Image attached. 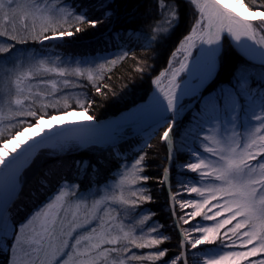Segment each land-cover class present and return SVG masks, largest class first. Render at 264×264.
Returning a JSON list of instances; mask_svg holds the SVG:
<instances>
[{"label": "snow or ice", "instance_id": "obj_1", "mask_svg": "<svg viewBox=\"0 0 264 264\" xmlns=\"http://www.w3.org/2000/svg\"><path fill=\"white\" fill-rule=\"evenodd\" d=\"M235 2L243 12L231 8L229 0H190L191 5L199 10V19L192 25L189 34L180 41L184 57L180 67L173 70L168 85L161 87V76L165 74L161 73L151 81L156 86V91L149 101L129 110L126 115L101 122L88 114L96 103L94 99L77 101L80 111H68L67 100L61 114L49 115L47 111L41 114L34 109L37 98L49 99L57 93L56 82L43 78L39 80L40 85L51 84L53 92L47 95H33L31 92L24 95L21 84L26 80L36 79L41 72L63 76L65 69L46 67V63H50L46 57L38 58L32 49H17L16 44L28 45L32 42L44 51L53 42H63L64 38L87 30L76 27L74 31H70L68 28L72 25L65 28L60 24L61 18L67 24L74 17L76 22L86 24L88 28L109 24L116 16L113 0H94L91 4L58 0L54 5L48 3V0H7V3L0 0V13L6 23L17 14H22L21 19L25 21L29 16L33 18L31 27L25 23L16 34L0 30V80L7 78L12 86L9 89L11 98L7 101L9 114L7 117L0 116V120L7 119L9 125H12L10 134L15 132L11 139L5 138L0 145V254L4 256L3 264H20L18 246L20 249H28L25 251V264H38L41 252H45L49 264H109V261L110 264H134L143 260L157 264H186L184 257L189 244L196 249L198 245L214 243L220 230L228 225L232 226L227 228L224 239L241 250L225 249L223 255L206 259L203 264H264V135L260 134L264 132V11H261L264 9V0H251L255 10L246 5L244 0ZM90 10L99 15L90 16ZM36 21H39V30ZM54 24L59 26L54 27ZM12 31L16 32L15 29ZM225 33L245 56L258 61L259 74L237 69L227 85L209 90L218 70L221 36ZM116 35L120 33L117 32ZM6 36L8 40H2ZM193 49L196 50L195 53ZM25 51L30 53L27 57L24 56ZM123 58L120 57L121 60ZM57 59L61 58L58 56ZM81 62H87L86 58H82ZM26 63L28 70L24 71ZM100 67L103 68V65ZM137 71L143 75V69ZM182 72L187 73V78L177 82ZM79 74L77 69V75ZM92 79L89 76V80ZM253 79L256 81L255 86L251 83ZM64 83L67 85L68 81L65 80ZM13 87L15 95H12ZM94 87L97 95L106 97L107 93L102 88H108L107 83L96 84ZM185 99L189 101L187 104L184 103ZM58 103L57 100L56 103L44 104L42 107L45 110L57 109ZM187 113H191V117L184 128L178 131L179 122ZM241 114L244 116V123L257 126L249 129L247 136L241 135L237 142L228 133L229 126L233 130L243 127ZM70 117L77 119H67ZM29 118L35 122L32 123ZM145 124L152 128L148 139L163 127L160 140L167 143L170 160L175 158L177 152L185 150L195 160L178 165L181 171L177 182L183 186L187 183L183 179L187 172L198 174L199 183L204 186L189 187L187 192L198 193L203 199L180 200V209H195L187 213L189 218L204 215L206 220H214L220 217L218 223L212 227L193 229L194 232L201 233L199 238H193L187 230H181L178 253L154 247L169 239L160 238L163 236L162 225L150 227L144 242H138L133 232H123L122 237L113 236L112 229L107 226L111 221L106 224L104 220L109 209L98 208L100 201H96L89 211L87 204L89 198L100 191L99 166L105 164V161L99 159L92 163L88 159H76L72 161L76 183H72L66 176L61 177L56 186L59 195L55 196V201H60V205L57 206L55 201L46 202L35 213L39 222L34 226L32 238L21 239V232L17 231L15 222L11 220L10 208L22 191L23 173L35 162L38 154L43 152L59 164L58 157L62 155L99 150L107 152L110 159L119 162L122 159L121 144L126 143V137L143 134ZM16 125L23 130H16ZM205 125L217 127L220 130L219 139L203 135L206 132ZM28 132H33V136H27ZM176 136L179 139H174ZM9 144L13 146L11 150L8 148ZM140 151L143 152V148ZM144 160L145 156L140 155L133 168H138ZM122 167L127 168V163ZM169 173L170 167H165V175L159 182L168 183ZM47 175H51L50 169L46 170ZM85 176L87 186H82ZM123 179L134 188H142L138 181L146 182L149 177L139 174L129 179L125 175ZM44 185L46 181H42V186ZM136 196V191H132L131 197ZM47 200L52 201V196ZM150 200L151 197L142 192L136 199L121 197L111 201L110 207H115L130 217L128 223L132 224L140 205ZM172 200L177 201L175 194ZM214 201L223 202L212 203ZM209 205L208 211L215 209L214 215L205 213L204 209ZM73 206L78 210H85L82 219L77 212L71 211ZM178 219L185 224L189 223L183 216ZM146 221L151 223V217L144 215L135 222L134 229L138 228L143 232V227L148 226ZM172 226H177L176 220H173ZM25 227L26 223L21 222L20 229ZM143 239V236L139 238ZM49 248L50 251H46ZM136 249L149 251L146 255L137 254Z\"/></svg>", "mask_w": 264, "mask_h": 264}, {"label": "trees", "instance_id": "obj_2", "mask_svg": "<svg viewBox=\"0 0 264 264\" xmlns=\"http://www.w3.org/2000/svg\"><path fill=\"white\" fill-rule=\"evenodd\" d=\"M93 2L94 0H76L77 4H91ZM69 3H71V0H69ZM244 3L255 10L251 0H244ZM113 8L116 11V16L113 17L111 23L101 24L96 28H88L86 24L78 23L74 17L69 19L67 24H64V21L60 22L65 28L72 25L71 28H68L70 31H74L76 27L87 28V30L77 33L73 37H66L63 42L47 45L44 52L48 51L77 58L95 56L106 58L102 59L103 62H99V67L97 66L95 72L90 75L93 77L92 80H89L86 73L77 76L78 81H73L76 94L59 102L57 109L48 108L45 110L41 106H36L34 109L41 114L44 111H47L49 115L61 114L65 110V100H67L68 111L73 109L80 111L77 101L94 99L96 103L88 114L101 121V119L112 118L122 111L132 108V106L148 97L152 89V78L167 66L172 51L191 29L194 21L191 4L187 0H113ZM261 11H264V9H261ZM89 15L95 17L99 13L90 10ZM28 25L31 27L32 23ZM53 26L58 27L59 25L55 24ZM37 30H39L38 27ZM117 32L120 35H116ZM153 37L155 39H152ZM4 38L8 40L7 36ZM222 40L218 72L209 90L212 87L227 85L232 79L233 72L237 69L251 67L254 73H256L257 68L260 69L259 64L255 65L243 59L233 49L230 40L225 35ZM16 48H37V50H40L32 42H29L28 45L16 44ZM112 50H123L127 54L118 63H109L107 54L108 51ZM100 65H103V68ZM137 69H143V75ZM100 77L103 78L100 79ZM105 83L109 85L108 88H102V91L107 93L106 97L97 95L94 85ZM251 83L255 86V79ZM185 115L183 126L191 117L190 113ZM31 122L34 123V119H31ZM27 126L26 124L25 127ZM11 127L12 125H8L0 133V145L5 138L10 139L15 134L14 131L10 134L9 129ZM15 127L16 130H22L18 125ZM162 130L163 127L150 139H148L149 135L146 136L145 134L126 137V143L121 144L122 159L119 162L110 159L107 152L99 150L72 152L62 155L58 157L59 164L56 160L48 158L43 152L38 154L35 162L23 173L22 191H20L18 198L15 199L10 208L11 220L15 222L16 228L32 210H35L41 204L43 205L47 198L57 191L56 186L61 177L66 176L72 183H76L74 178L75 169L72 167L73 160L88 159L92 163H96L99 159H103L105 164L99 166V184H101L113 177L122 162L128 164L129 161L139 159L140 155H144L145 160L142 161L138 170L141 174L147 175L149 179L146 182L141 181L143 184L141 191L143 194L149 195L151 200L143 202L141 206L146 209L145 212L151 215V219L157 220L163 226L161 239L169 237L156 247L163 250L167 249L169 253L179 252L180 233L172 226L173 210H171V200L169 198L170 189L172 192L175 190L172 183L174 181L172 179L173 165L169 163L167 145L160 140ZM141 148H143V152L140 151ZM181 159L185 160V157L182 156ZM165 167H170L171 171L170 189L166 188V183L159 182L165 175ZM49 169L51 175L46 176V170ZM42 181H46V185L42 186ZM82 186H87L86 176L82 180ZM3 261L4 256L0 254V264H3Z\"/></svg>", "mask_w": 264, "mask_h": 264}, {"label": "rangeland", "instance_id": "obj_3", "mask_svg": "<svg viewBox=\"0 0 264 264\" xmlns=\"http://www.w3.org/2000/svg\"><path fill=\"white\" fill-rule=\"evenodd\" d=\"M187 2L190 3V0H187ZM5 3H7V0H5ZM48 3L54 5V4L58 3V0H48ZM191 7L193 10V20H194L193 24H195L196 20L199 19V10L196 9L194 5H191ZM0 14H1V16H0V30H8L12 34L18 33L20 31V28H22V26L25 24V22L27 24L33 23V18L31 16H29L26 21L21 19L22 14H17L16 18H14V19L10 18V20L6 23L3 20V14L2 13H0ZM10 17H11V13H10ZM22 21H23V23H21ZM63 21H64V18H61L60 22H63ZM36 24L38 25L37 27L39 28V21H36ZM13 29H15L16 32H13L12 31ZM190 31H191V29L189 30V32ZM189 32L186 35H188ZM2 40H6V39L2 38ZM53 43H59V42H53ZM178 48L181 50L177 51ZM221 48H222V45H221ZM32 50H34V52H35V54H37L38 58H45L46 57L47 61H50V63H46V65H45L46 67H61V68L65 69V75H63V76H59V75H56L54 73H43V72H41L39 75L36 76V79H34L32 81L26 80L23 84H21L20 87L22 89H24V95H28L29 92H31L33 95H35L36 93H43L44 95H47V94L53 92L51 84L48 83L45 85H40L39 80L43 78L45 80H51V81L56 82V86L58 89L57 93L53 96H50L49 99L37 98L35 101V104L33 105V108L36 106L42 107V105H44V104L56 103L57 100L59 102H61L65 98L69 99L71 96H74L76 94V90H75V84L73 83V81H78L77 69H79V71H80L79 76H82L83 73H86V74H88V76H90L91 74H93L95 72L97 66L99 67V62H103L102 58H100L103 56H95V57H89V58L84 57V58H86L87 62H81L82 58L72 57L70 55L66 56L64 54H56V53L48 52V51L44 52V51L37 50V48L32 49ZM124 52L125 51H123V50L108 51L107 56H109V63H111V61H115V63H113V64L118 63L120 60V57L125 56ZM29 54H30L29 51L24 52L25 57H27ZM220 54H221V52L218 54V61H219ZM58 56L61 58L60 60L57 59ZM183 57H184L183 46L181 45V43H179L177 45V47L172 51V55H171L170 59L167 61V66L161 72H159L157 74V76H160L161 73H165L164 75L161 76V81H160L161 87H163L164 85L169 83V80H170V77H171L173 70H175V68L177 66H179ZM250 68L251 67L246 68L244 70H246L247 72H253L252 71L253 69L251 68V70H250ZM23 70L24 71L28 70L27 63L25 64V67ZM259 70L260 69H258V68L256 69L257 75L259 74ZM155 78H156V76L152 79H155ZM12 79L14 80L15 77H12ZM181 79H183V78L181 77ZM65 80L68 81L67 85H65V83H64ZM151 85H152V89H153V87L155 85H153L152 83H151ZM10 87H12V86H10V84L8 83L7 78H5L4 80H0V116L7 117L9 114V108H8L7 101L11 98V96L9 95ZM152 89H151V92H152ZM205 94H207V93H205ZM12 95H15L14 87H13ZM20 98L23 99V97H20ZM188 102L189 101L187 99H185L184 103L187 104ZM58 104H60V103H58ZM188 114L189 113H187V115ZM117 115H119V114H117ZM117 115H115V116H117ZM190 115H191V113H190ZM185 116L186 115H184L183 119H181L179 122L178 131L184 128V126H183L184 122L183 121H184ZM67 119L75 120V119H77V117H70ZM188 120H189V118H188ZM241 123H243L242 128H236L233 130L231 128V126H229L228 135L230 137H234L237 142L239 141V138L241 135L247 136L248 130L254 129V127L257 126L255 124L250 125L248 123H244L243 114H241ZM8 125H9V123H8L7 119L0 120V133L3 132ZM164 127H166V125H164ZM205 129H206V132L203 133V135H209L210 137H213L215 139H219L218 133L220 130L217 127L205 125ZM162 132H163V130L161 131V133ZM144 134L146 136L148 135V133L147 134L144 133ZM150 134H151V132H150ZM260 134L264 135V132H261ZM26 135L29 137H32L33 132H28V133H26ZM151 136H153V135H151ZM21 139H23V137ZM174 139H179V137L176 136ZM164 143L167 145L166 142H164ZM210 146H218V145H210ZM12 147L13 146L11 144L8 145L9 150H11ZM167 147H168V145H167ZM182 156L185 157V160L181 159ZM168 158H169V151H168ZM135 160L129 161L127 164V168L122 167V165L124 164L122 162V165L119 167V170H117L115 172V174L113 175L112 178L108 179L107 181H105L101 184H98V187L100 188L99 193L93 197H90L87 204H88V210L89 211L92 210V206H93V204H95L96 201H100V204L97 205L98 208H101V209L108 208L109 209L108 214L104 215V220H105L106 224L109 220L111 221V223L107 224V226L112 229L111 234L113 236L119 235L122 237L123 232H133V234L138 238V242H144V241H146V239L149 235L148 229L150 227H152L153 225H156L159 227V226H161V224L158 223L157 220L151 219V223H149L147 221L145 222L148 226L143 227V232H141L138 230V228L134 229L135 222L142 219V217L144 215H148L151 217V215L149 213L145 212L146 209H144L143 206L140 205V208L137 210V213H136V215L132 221V224L128 223V220L130 219V217H128L126 214L120 212L117 208L110 207L111 201L118 200L121 197H123L125 199H128V198L136 199L142 193V191H141L142 188H134L131 185H129L127 180L123 179V177L125 175H127L130 179L133 175L141 174L140 171L138 170V168H133V165L135 164ZM189 162H195V160L190 158V155H189L187 150L180 152V154H179V152H177L175 154L174 159H171V160L169 159V163H171L170 165H173L172 166V168H173L172 179L174 181H172V183H173V186L175 187L174 192H172V190L170 189L171 179L169 180L168 183H166V188L170 189L171 194L169 195V198L173 202V208H172L173 213L176 214L175 216L173 215V220H176V222H177V226L175 228L180 233V239H182L181 230H187L189 233L192 234L193 238H199V235H201V233H196L193 231V229H195L197 227H212L216 223H218L219 219H220V217H217L214 220H206L204 218V215H201L199 217L189 218L187 216V213L194 211L195 209H193L191 207L183 209V210L180 209V207H179V201L180 200H192V199L200 200V199H203L198 193H188L187 192V188H189V187H192V186L202 187V186H204L201 183H199L200 178H199L198 174L187 172L183 177V179H185L187 181V183H185L183 186H181L177 182L178 173L181 171V169L178 167V165L186 164ZM170 173H171V171H170ZM170 173H169V176L171 177ZM138 184L142 185V187H143V184L141 181H138ZM93 191H96V189H93ZM132 191H136V193H137L136 197H131ZM173 194H175L177 196V201L172 200ZM56 195H59L58 190L56 192H54V194L52 195V201L46 200L43 203V205L41 204L40 206H37V208L35 210H32V212L27 217H25V220L22 222L26 223V227L23 230H21L20 225H19V227L17 228L18 229L17 231L21 232V239L22 240L32 238L34 226H35V224H37L39 222L35 213L40 211V208L43 207L46 202L55 201ZM222 202L223 201H214L212 203H222ZM55 203L57 206L60 205V201H55ZM120 207H123V206H120ZM208 207H210V205L206 206V208L204 209L205 213H207L208 215H214L215 209H213L211 212H209ZM71 211L77 212V215L81 219L85 215V210L83 208L78 210L73 206ZM101 214L103 215V213H101ZM180 216H183L186 219H188L189 223L185 224L183 220H179L178 217H180ZM233 223H235V222H233ZM231 226L232 225H228L224 229H221L220 234L214 243H206V244L198 245L196 249H193L191 247V244H189L187 246L186 254L184 257L186 264H203V262L206 259H215L219 255H223L225 249L241 250L237 247L232 246L230 244V242H228L224 239V233L226 232L227 228L231 227ZM121 229H123V231H121ZM141 236H143V238H144L143 240H139V238ZM236 243L238 244L239 241L237 240ZM161 250H163V249H161ZM9 251H11V250H9ZM25 251H28V249H20L18 246L17 256L19 258L20 264H25ZM46 251H50V248L47 249ZM121 251H122V247H121ZM135 251L137 252V254H145L146 255L147 252L149 251V249L148 250L147 249H136ZM173 253H178V252H173ZM40 257L41 258H40V261H38V264H49V261H48V258L46 256L45 252H41ZM102 264H103V262H102ZM109 264H110V261H109ZM134 264H157V262L143 260V261H139V262H134Z\"/></svg>", "mask_w": 264, "mask_h": 264}, {"label": "bare ground", "instance_id": "obj_4", "mask_svg": "<svg viewBox=\"0 0 264 264\" xmlns=\"http://www.w3.org/2000/svg\"><path fill=\"white\" fill-rule=\"evenodd\" d=\"M229 6H230L231 8H233V9H235L237 12H243V9L240 7L239 4H237V3L235 2V0H229ZM225 34H226V33H225ZM225 34H222V36H221V45H222V42H223L222 37H223ZM221 45H220V47H221ZM192 51H193V53H195L196 50L193 49ZM190 62H191V58H190ZM179 67H180V64H179V66H177L175 69H178ZM183 76H184V77H183ZM181 77H182L183 79H186V78H187V73L182 72V73L180 74V77L177 78V82L180 81ZM167 85H168V84L164 85L163 87H166ZM154 91H156V86L153 87L152 92H151V93L148 95V97H147L145 100H143L142 102H140V103H138V104L132 106V108H130V109H127V110L123 111L121 114L119 113V115H117V116H115V117L113 116L112 118L110 117V118H107V119H104V120L101 119V122H106V121L112 120V119H114V118L120 117L121 115H126V114L128 113L129 110H131V109H133V108H135V107H137V106H140V105L146 103L147 101H149ZM145 127H148L147 124L144 125V129H145ZM150 132H152V131L149 130V131H148V135H150Z\"/></svg>", "mask_w": 264, "mask_h": 264}, {"label": "water", "instance_id": "obj_5", "mask_svg": "<svg viewBox=\"0 0 264 264\" xmlns=\"http://www.w3.org/2000/svg\"><path fill=\"white\" fill-rule=\"evenodd\" d=\"M225 36L227 37V39H229L230 40V43H231V45H232V47H233V49H235L242 57H243V59H246V60H248V61H250L251 63H253V64H259L258 63V61L256 60V59H254V58H249L248 56H245V54L238 48V47H236V44H235V42L234 41H232L231 40V38L230 37H228L227 36V34H225ZM250 43V42H249ZM219 63H220V61H218V67H219ZM218 72V71H217ZM217 72H216V74H217ZM149 130H152V128L151 127H145V131H149ZM171 209L173 208V202L171 201Z\"/></svg>", "mask_w": 264, "mask_h": 264}]
</instances>
